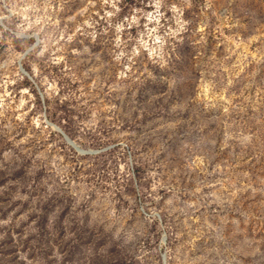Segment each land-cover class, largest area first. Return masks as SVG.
Wrapping results in <instances>:
<instances>
[{
  "label": "rangeland",
  "instance_id": "rangeland-1",
  "mask_svg": "<svg viewBox=\"0 0 264 264\" xmlns=\"http://www.w3.org/2000/svg\"><path fill=\"white\" fill-rule=\"evenodd\" d=\"M0 264H264V0H0Z\"/></svg>",
  "mask_w": 264,
  "mask_h": 264
}]
</instances>
